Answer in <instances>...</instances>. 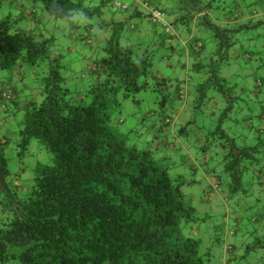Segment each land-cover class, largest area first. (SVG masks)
<instances>
[{
    "label": "trees",
    "instance_id": "trees-1",
    "mask_svg": "<svg viewBox=\"0 0 264 264\" xmlns=\"http://www.w3.org/2000/svg\"><path fill=\"white\" fill-rule=\"evenodd\" d=\"M93 1L0 0V69H17L21 77L16 83L0 80V117L20 113L13 136L22 151L36 139L53 155L50 164L37 165L28 184L12 176L5 156L11 138L0 135V264H206L211 255L201 250L202 241L185 236L184 228L202 219L186 200L183 176L172 177L154 157L158 152L130 147L114 115L124 100L159 85L153 91L162 95V115L154 128L162 136L177 135L178 105L198 94L199 113L209 102V113L202 116L219 113L218 124L197 125L206 130L198 144L205 157L213 150L218 164L208 168V156L199 166L202 174L215 175L219 188L210 185L205 199L220 195L234 235L250 224L252 232H246L254 234L264 217V76H256L253 85L239 84L226 79L223 68L242 56H264V47L242 56L236 49L240 30L264 25L252 19L259 1L177 0L170 13L160 1L156 7L171 18L173 29L181 25L187 39L193 38L183 45L189 44V53L173 44L178 32L170 36L158 25L151 24L157 43L135 42L138 27L132 22L143 16L139 6ZM5 2L15 5L17 16L3 8ZM45 14L69 24L73 46L66 53L75 58L67 59L57 39L40 29ZM145 17L149 20V14ZM208 33L214 39L210 51L203 43ZM157 52L165 62L179 55L174 67L196 73L193 92L174 88L172 78H159L153 67ZM186 54L193 59L190 68L180 65ZM69 62L81 63V70L74 72ZM27 68L38 70L28 77L37 79L42 101L25 81ZM216 94L225 100L223 109L214 101ZM190 165L200 174L195 163ZM217 167L228 177V196L221 195ZM252 209L259 215L249 218ZM235 250L228 245V252ZM226 258L229 264L235 260Z\"/></svg>",
    "mask_w": 264,
    "mask_h": 264
},
{
    "label": "rangeland",
    "instance_id": "rangeland-1",
    "mask_svg": "<svg viewBox=\"0 0 264 264\" xmlns=\"http://www.w3.org/2000/svg\"><path fill=\"white\" fill-rule=\"evenodd\" d=\"M97 4L102 0H94ZM93 1V2H94ZM113 4L115 1H121L124 4L132 6L136 0H111ZM145 1L140 0L138 3L139 10L143 13L141 18H134L133 25L138 27V31L132 33V38L135 42L147 43L154 42L157 43L158 37L155 34V28L150 24L148 17V8L145 6ZM163 4L164 10L170 13L173 8H175L177 0H158ZM259 4L256 6L258 10V16L252 17L254 21L263 20L264 21V0H258ZM158 2V4H160ZM231 0H227L230 3ZM15 4V3H13ZM30 7V6H29ZM4 9L11 10L13 15H18L15 5H10V3L5 2ZM219 9L214 11L216 16H219ZM46 15V14H45ZM170 14H168L169 16ZM78 20V16L75 17ZM169 19V17H168ZM44 22L40 29L46 28L45 33L47 37L54 36L61 46L62 51L66 54L67 59L71 57L75 58L76 55L72 53L71 55L67 52L68 47L73 46L71 44L69 37V24L63 20H58L53 17L46 15ZM171 21V18L170 20ZM245 22H249L248 19ZM26 24V22H25ZM222 24V23H221ZM30 27H34L35 24L30 23ZM179 37L173 41L175 46L181 48H188L189 44L185 47L183 46L185 42L192 41L193 38L187 39L189 34L181 25H176ZM207 38L203 41L206 45L208 51L214 46V39L208 33L205 34ZM193 37V36H192ZM238 45L236 49L239 55L245 52L256 51L257 48L264 47V25L256 26L252 28H247L245 30H240L237 34ZM186 48V50H187ZM234 53V52H233ZM162 53L157 52L154 56L153 67L154 71L158 74L159 78H172L174 88L182 87L184 89L189 88L190 91L195 90L196 73L192 70H183L180 68H175L174 65L178 60L175 57L179 55L171 56L168 62H165L161 58ZM235 56H233V60ZM71 69L75 71L81 70V63L69 62ZM189 64L187 55L180 59L181 64ZM192 64V62L190 63ZM28 67V66H26ZM77 68V69H76ZM28 72V68L25 70V81L30 80V84L33 88V97H37V101H42L43 96L40 91V85L37 83V79L33 77H28L35 70ZM15 70H2L0 69V80L8 81L9 79L18 80V75H20ZM38 73V70L35 71ZM36 75V74H35ZM223 75L226 79L235 83H250L253 85L256 76H264V56L255 55L253 58L247 59L245 56L235 59V61L229 66L223 68ZM163 80V79H162ZM156 81H153V84ZM186 82H188L186 84ZM13 83V82H12ZM17 85V84H15ZM159 85L151 87L148 90L135 93L130 96L128 100H124L122 104L121 112L114 115V121L116 123V128L120 133L124 135L127 139L128 145L130 147H136L140 150H153L159 154H154L155 158L161 163L162 166H167L170 169V175L183 176L185 186L183 191L185 193L186 200L190 202L194 209V215L202 219L197 220L196 223H192L187 228H184L185 236H189L193 230L197 231L196 237H199L201 242V250L204 252H209L211 259L207 261L206 264H226L225 258H234L235 260L231 264H264V217H261V222L258 224L259 228L254 234L252 232V225H243V227L238 229L239 234L234 235L230 230L234 229L231 218L229 217V226H227V207L222 203L220 195L213 193L209 195V199H205V192L209 189V186L215 182L214 174H202L201 167L199 165L204 164L205 159L208 157L207 164L213 167L218 164V157L215 152L211 150L206 153L200 148L198 144V139L203 136L209 125L216 126L218 124V115L213 117L211 114L205 118L203 113L208 112V106H211L209 102H206V106L202 112L198 113V110L194 108L198 104V94L197 98L192 97L193 94L188 96L187 100L182 101V105L178 108V117L174 115L173 118L177 119L175 123V131L177 135L173 134L172 131L167 132L165 136L160 135V133L154 128L159 127L160 117L162 115L160 100L162 95L157 92V89L153 91ZM244 86V85H243ZM160 87V86H159ZM215 102L219 103L220 109H223L225 105V100L220 94L214 95ZM195 109V110H194ZM169 114V113H168ZM173 114V113H172ZM171 113L169 115H172ZM176 114V112L174 113ZM239 115V113H238ZM21 118L20 113H15L11 118L5 119L4 116L0 117V135L11 138V144L5 149V156L9 160V170L14 178L20 179L21 181L29 180L28 184H32L35 177V168L39 164H50L53 159V155L50 151L45 149L38 140H31L28 148L22 151L19 147V139L14 135V132L19 129V120ZM193 123H190L192 122ZM197 125H202L205 129H197ZM165 141L168 142L166 148L163 147ZM175 148V151L172 150ZM214 149V148H213ZM195 163L197 168L200 170V174L191 175L188 163ZM218 174H221V167H217ZM203 170H206V168ZM222 193L221 195H229L228 187V177L222 175ZM31 186V185H30ZM211 199V200H210ZM249 218L257 217L258 210L252 209L248 211ZM246 221V220H245ZM249 230L250 232H246ZM191 231V232H190ZM246 234L244 235V233ZM193 233V232H192ZM249 233V234H247ZM194 236V235H193ZM228 245H234L236 247L235 251H227ZM228 252V253H227Z\"/></svg>",
    "mask_w": 264,
    "mask_h": 264
},
{
    "label": "built area",
    "instance_id": "built-area-1",
    "mask_svg": "<svg viewBox=\"0 0 264 264\" xmlns=\"http://www.w3.org/2000/svg\"><path fill=\"white\" fill-rule=\"evenodd\" d=\"M145 6L149 9V21L152 25L161 26L165 30V32L170 36L175 37L177 35V32L173 29L170 22L167 20V16L164 10H161V8H157L156 6L152 7L148 3H146ZM198 46L200 47L201 44L199 43ZM9 94L5 93L4 95L9 98L10 97ZM211 186L215 190H218L219 188V185L215 184L214 182L212 183Z\"/></svg>",
    "mask_w": 264,
    "mask_h": 264
},
{
    "label": "crops",
    "instance_id": "crops-1",
    "mask_svg": "<svg viewBox=\"0 0 264 264\" xmlns=\"http://www.w3.org/2000/svg\"><path fill=\"white\" fill-rule=\"evenodd\" d=\"M139 1H140V0H136V2L133 3V5L135 4L136 7H138V3H139ZM158 2H159L158 0H149V1H145L144 4L148 3V4H150V5L153 7V6H157V5H159ZM160 5H161V4H160ZM148 10H149V9H148ZM150 24H151V23H150ZM186 52L189 53L190 51L186 50ZM186 52H185V53H186ZM181 53H182V52H181ZM183 54H184V53H182V55H183ZM186 55H187V54H186ZM181 58H183V56H181ZM187 58H188V60H189V66H188V68H190V67H191V64H190V63L192 62L193 59H192V56H189V55H187ZM178 59H180V58H178ZM18 78H19V79L21 78L20 75H18ZM179 107H180V105H178V108H179ZM192 168H193V166L190 165L188 171L190 172L191 175H195V174L192 172ZM234 214H235V213H234ZM240 224H241V222H240ZM240 224H239V227H241ZM227 226H229V225H227ZM238 229H239V228H238ZM190 232H191V231H190ZM192 232H193V233H192ZM192 232H191V234L189 235V237H193V238H196V239L199 238V237H196V234H197V231H196V230H193ZM193 235H194V236H193ZM224 260H225V263H226V264H229L227 258H225Z\"/></svg>",
    "mask_w": 264,
    "mask_h": 264
},
{
    "label": "clouds",
    "instance_id": "clouds-1",
    "mask_svg": "<svg viewBox=\"0 0 264 264\" xmlns=\"http://www.w3.org/2000/svg\"><path fill=\"white\" fill-rule=\"evenodd\" d=\"M150 22V21H149Z\"/></svg>",
    "mask_w": 264,
    "mask_h": 264
}]
</instances>
